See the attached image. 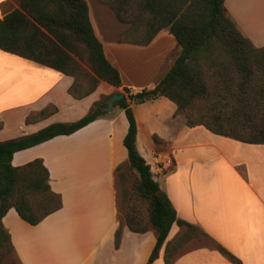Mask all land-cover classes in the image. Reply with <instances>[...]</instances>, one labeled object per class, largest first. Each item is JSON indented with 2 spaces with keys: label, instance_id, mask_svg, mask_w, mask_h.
Instances as JSON below:
<instances>
[{
  "label": "crops",
  "instance_id": "crops-1",
  "mask_svg": "<svg viewBox=\"0 0 264 264\" xmlns=\"http://www.w3.org/2000/svg\"><path fill=\"white\" fill-rule=\"evenodd\" d=\"M19 7L18 0H0V20ZM225 7L241 33L254 46L264 47V0H225ZM90 19L106 58L121 74V88H129L134 94L144 88L152 89L174 65L177 57L173 54L179 47L168 30H162L148 46H136L120 43L121 31L109 20L106 28L100 19L93 18L91 11ZM164 38L168 46H160ZM143 52L155 56L151 63L147 60L151 67L148 76L141 82L132 74L126 79L124 55ZM73 83L72 77L57 70L0 50V121L4 125L0 141L34 134L54 123L76 122L87 115L101 99V84L105 82L80 100L69 93ZM128 102L138 126L137 148L150 164L153 176L159 172L154 179L178 217L198 226L242 264H264V176L255 185L252 180L246 183L239 178L251 191H243L236 179L240 191L235 200H230L227 197L233 194H217L215 186L219 178L227 183V177L195 175L200 171L196 170L198 167L203 169L209 163L200 162L201 157L207 155L209 160L213 153L219 158L229 157L234 165H246L250 172L264 167V145H254L258 153L250 152L260 157L244 159L248 148L245 143L228 141L202 126L188 128L186 118L176 115V104L167 98L142 104ZM48 106H55L57 113L39 122L26 123L28 116ZM128 128L125 112L117 107L72 135L58 136L14 154V167L42 159L50 172L51 189L63 201L59 211L36 226L23 221L14 208L4 216L2 224L10 235L19 264H147L157 232L133 233L121 218L116 167L128 163V151L123 144ZM15 129L20 131L17 136L2 137ZM154 136L161 140L160 144L155 143ZM260 158L262 163L257 164ZM175 228L178 230L176 225L172 227L167 242L174 238L171 233ZM118 230L121 236L117 246ZM164 259L165 246L153 264H165ZM174 264L232 263L218 251L201 247L179 252Z\"/></svg>",
  "mask_w": 264,
  "mask_h": 264
},
{
  "label": "trees",
  "instance_id": "trees-1",
  "mask_svg": "<svg viewBox=\"0 0 264 264\" xmlns=\"http://www.w3.org/2000/svg\"><path fill=\"white\" fill-rule=\"evenodd\" d=\"M19 8L0 20V50L74 79L69 89L75 99L93 94L101 81L122 87L119 70L106 58L104 47L94 32L86 0H18ZM108 7L129 31L119 42L148 46L162 30L175 38L181 52L174 65L152 88L131 93L115 104L129 122L123 144L128 163L116 167L120 184V205L124 206L129 230L145 234L157 232V241L147 264H153L165 246V264L200 232L198 226L178 217L168 196L161 192L151 166L137 148L138 126L132 103L142 104L164 97L176 104V115L186 118V126H202L211 133L245 144L264 145V47L245 37L231 19L225 0H96ZM87 62L92 74L81 64ZM110 99V97H107ZM106 102L94 103L87 115L72 123H54L20 138L0 141V246L14 247L2 219L12 208L20 218L36 226L63 207L62 196L49 184L50 172L42 159L20 167L12 165L15 153L62 135H72L107 113ZM48 106L30 115L27 124L57 113ZM0 121V130L3 129ZM156 144L161 140L154 136ZM136 175L128 183V175ZM127 184V187H126ZM129 185V186H128ZM178 232L167 242L172 227ZM121 232H116L119 245ZM210 238V237H209ZM211 239V238H210ZM214 250L232 264L242 261L211 239ZM15 253V252H14Z\"/></svg>",
  "mask_w": 264,
  "mask_h": 264
},
{
  "label": "rangeland",
  "instance_id": "rangeland-1",
  "mask_svg": "<svg viewBox=\"0 0 264 264\" xmlns=\"http://www.w3.org/2000/svg\"><path fill=\"white\" fill-rule=\"evenodd\" d=\"M88 1H89V7H90V11L92 13L93 18L100 19V22L103 26H105L107 28L106 22L108 23V21H106V20H109L110 24L114 25L115 29H117V30L119 29L121 32L129 31L130 25L120 23L108 7L101 5L100 3L96 2V0H88ZM172 39H174V38H172ZM161 43L163 45L161 44L160 46H168V41L165 38L161 41ZM159 48H161V47H159ZM107 50H108V52H110L109 48ZM180 52H181V48H179L176 52H174L173 57L174 58L178 57ZM152 56H151V54L149 55L148 52H143V53L136 55V56H128V54L124 55L123 61L125 62V64H124L123 70H124V73L127 74V75H125V78L127 79L128 74L129 75L132 74V75L136 76L134 78L138 79V81L144 80L146 78V76H148V74L151 70V67L148 66L147 60L148 59L150 60L152 58ZM154 58H155V56H153L152 59H154ZM151 60L149 61V63L152 62ZM81 64L89 73L92 74V71H91L90 67L88 66L87 62H83V63L81 62ZM138 75H140V76H138ZM139 77L141 79H139ZM102 82L103 81H101L99 83L98 87L100 86V84ZM101 91L103 92V94H102V97L100 100L102 102H106V105H107V102L109 100V98H107V97H111L113 94L124 93L125 97H128V94L125 93L123 88H121V87H120V89L109 88L108 85L105 83L101 84ZM131 93L134 94V92H131ZM127 100H129V99H127ZM117 107L118 106H116L115 108H117ZM116 113H119V111H117ZM19 133H20V131L15 129V130H11V132H8L7 134L2 135V137L17 136ZM227 140L233 141L230 139H227ZM234 143H237V142L234 141ZM243 145L248 147L247 151H244V159L248 158L249 160H251L250 158L260 157L259 155L250 154L251 151L252 152L254 151V153H258L259 150L255 149V147H257V146H254V145L251 146L248 144H243ZM209 155H210L209 160H207V155L205 157H201V160H203V161H200V162H206L207 161L209 163L207 165H205L207 167H205L203 169L198 167L196 170H200V171L195 173V175H205L207 177H227V179H228L227 183H224V179L219 178V181H217V184L215 186H216V193L217 194L218 193L233 194V195L227 197L230 200H235L236 196L239 194V191H240L238 184H235L236 179H238V181L240 182L239 178L242 177V178H244L246 183H248V182H250V180H252V183L255 185V182L257 181V179L263 178V176H264V167L263 166L259 165L260 167H255L253 169V171L250 172V170H248L246 165H238V166H237V164L234 165L233 162H231L229 160V157H227V156L224 157L222 155L221 158H219V155L216 157L214 155V153L209 154ZM229 156H230V154H229ZM193 157L195 158V160H198L197 155H194ZM184 159H186V157H184ZM262 160L263 159L260 158L256 163L260 164V163H262ZM189 166L194 167V165H189ZM187 170H190V169H185V172H187ZM155 171H157V170H155V168H154V172ZM157 173H159V172H157ZM157 173H154L155 178L159 177V175ZM183 174L187 175V173H183ZM127 175H128V180H129L128 183L134 182L136 180L135 174H133V173L129 174L128 173ZM260 175H262V176H260ZM240 184L242 186L243 191H251L249 189H246L245 186L241 182H240ZM258 185H261V183L259 182ZM126 187H127V184H126ZM118 189L120 190V184L119 183H118ZM252 189L255 191V190H257V187H254ZM241 196H243V195H241ZM120 209H121L122 222L125 223L124 206L120 205ZM177 231H178L177 228H175L173 230V232L171 233V235H176ZM201 247L214 249V244H213V241L209 237H207L204 234H201L199 232L198 235L195 236L194 238H192L186 245H184L183 248L179 250V252H184V250H190V249L201 248ZM0 264H19L18 259L16 257V254L9 248L7 243H3L0 246Z\"/></svg>",
  "mask_w": 264,
  "mask_h": 264
},
{
  "label": "water",
  "instance_id": "water-1",
  "mask_svg": "<svg viewBox=\"0 0 264 264\" xmlns=\"http://www.w3.org/2000/svg\"><path fill=\"white\" fill-rule=\"evenodd\" d=\"M125 97L124 93L114 94L110 97L105 107H102L100 110L104 113H111L114 111L115 104L122 100Z\"/></svg>",
  "mask_w": 264,
  "mask_h": 264
}]
</instances>
